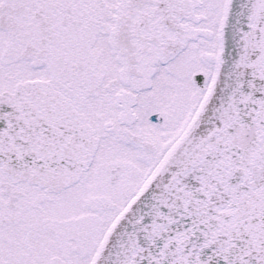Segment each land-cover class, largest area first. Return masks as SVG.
I'll list each match as a JSON object with an SVG mask.
<instances>
[{"label": "snow or ice", "instance_id": "snow-or-ice-1", "mask_svg": "<svg viewBox=\"0 0 264 264\" xmlns=\"http://www.w3.org/2000/svg\"><path fill=\"white\" fill-rule=\"evenodd\" d=\"M0 264H264V0H0Z\"/></svg>", "mask_w": 264, "mask_h": 264}]
</instances>
